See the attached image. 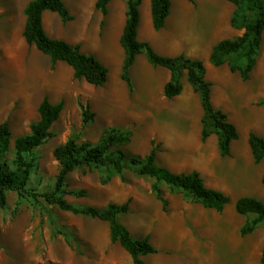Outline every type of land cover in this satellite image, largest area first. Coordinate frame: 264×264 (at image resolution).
I'll return each instance as SVG.
<instances>
[{
	"label": "rangeland",
	"instance_id": "374dc122",
	"mask_svg": "<svg viewBox=\"0 0 264 264\" xmlns=\"http://www.w3.org/2000/svg\"><path fill=\"white\" fill-rule=\"evenodd\" d=\"M29 2L0 0V124L7 121L11 127L10 159L15 139L29 133L32 123L39 120L43 99L64 102L51 128L53 136L35 149L36 166L29 189L38 193L53 191L61 168L54 150L70 137L95 144L108 127L131 130V141L114 149L143 157L157 147L158 165L176 173L198 170L207 186L230 196V203L219 212L161 183L168 201L165 208L152 188L155 178L139 175L131 168L118 173L112 166L101 165L82 166L70 172L66 189H84L86 195L63 197L75 206L99 209L130 199V209L120 215V221L134 238L148 237L158 250L142 257L145 264H264V222L243 235L241 228L255 214H240L235 207L243 196L264 201V159L257 162L249 144L251 132L264 136V34L249 79L243 80L228 62L211 72L218 83L215 106L226 109L229 120L238 121L242 133L232 144L231 154L223 156L216 133L204 140L195 128L182 136L161 127L157 109L164 106L163 100L158 92L150 96L144 82V74L154 72L157 66L144 52L131 69L133 90L122 78L125 50L120 37L127 18L125 0H112L107 14L97 8V0H64L73 19L65 22L60 16H43L50 36L79 44L82 51L96 55L109 68V79L103 86L77 79L68 63L53 64L49 55L27 43L23 32ZM142 3L144 33L151 36L156 51H169L174 34L163 37L164 34L152 33L150 0ZM171 5L170 16H196L193 31L202 33L203 24L210 29L217 20L221 39L244 32L231 25L236 7L228 0H172ZM169 29L170 23L164 30ZM226 87L255 96L254 129H248L240 116L239 100L234 95L222 97ZM87 105L95 117L85 124ZM162 133L172 140L185 138L194 147L166 148ZM41 200L34 204L29 197L8 192L6 206H0V264H134L121 244L111 241L108 221L74 214L42 197Z\"/></svg>",
	"mask_w": 264,
	"mask_h": 264
},
{
	"label": "trees",
	"instance_id": "16d2710c",
	"mask_svg": "<svg viewBox=\"0 0 264 264\" xmlns=\"http://www.w3.org/2000/svg\"><path fill=\"white\" fill-rule=\"evenodd\" d=\"M112 0H97L96 6L103 13H108ZM127 2V19L120 37V43L125 50L122 78L133 90L131 69L137 56L144 52L148 60L155 66H163L171 71V78L164 86L166 97L173 98L183 91L182 77L185 71L189 81L200 92L203 117L202 139H207L216 133L219 147L223 156L231 154L232 143L239 138L238 127L229 120L226 112L218 109L212 102V81L206 78V65L203 60L185 55L166 56L158 53L148 41H140L138 29L141 22V4L143 0H125ZM194 2V0H190ZM236 7L231 18V25L243 28L244 32L235 38L220 40L213 48L211 62L221 66L228 62L234 72H239L242 79L250 78L256 64V56L261 46L264 34V0H228ZM57 12L63 21L73 19L64 0H30L25 8L26 25L24 37L28 44L35 45L40 51L50 56L53 64L58 61L68 63L74 69L77 79H84L95 86H103L109 79V68L94 54L85 53L79 44L73 45L65 39L50 36L43 22L45 11ZM152 20L156 30L166 26L171 12V0H151ZM64 108V102H52L45 97L40 104V118L31 125L29 133L17 137L14 142L13 157L11 151L12 131L9 123L0 124V206L7 204L9 191L17 192L21 197H29L34 204L41 203V197L49 204H57L62 210L74 214L87 215L110 224V237L113 243L121 246L131 255L134 264H145L143 256L156 253L157 248L149 238H134L126 225L120 221V215L130 209V199L123 204L111 203L105 208L94 206H75L68 202L63 195L72 194L78 197L86 195V190H67L66 178L76 168L82 166H112L118 173L131 168L137 174L156 179L152 188L166 208L168 201L163 196L160 187L165 183L171 190L179 189L192 200L206 208L222 212L230 203L231 198L224 191L206 185L198 170L189 173H176L167 167L156 163L157 147H153L145 156H129L117 145L128 144L132 131L116 127L104 130L101 139L92 144L81 141L78 137H70L64 144L57 146L54 156L60 164L55 187L51 193H38L30 190L28 185L33 169L36 166L35 149L43 145L53 136L52 125L58 120ZM95 113L90 105L84 111L85 124L93 121ZM254 158L257 162L264 159V137L251 132L249 136ZM264 182V176H263ZM238 213L255 217L246 222L241 228L243 235L252 233L264 222V201L253 197L243 196L235 204ZM264 263V252L261 257Z\"/></svg>",
	"mask_w": 264,
	"mask_h": 264
},
{
	"label": "crops",
	"instance_id": "0c3cea01",
	"mask_svg": "<svg viewBox=\"0 0 264 264\" xmlns=\"http://www.w3.org/2000/svg\"><path fill=\"white\" fill-rule=\"evenodd\" d=\"M184 4L186 5V3ZM150 8H151V0H150ZM150 8H149L150 14H151L150 27H151L152 33L160 34V35L164 34L162 35L163 37L174 34L171 39L172 42H170L171 43L170 50L169 51L168 50L166 51L157 50V52L160 54L162 53V55L172 56V57L183 54L188 57L198 58V59L203 60L206 65V78L212 81L213 83L212 102L214 104V100L217 99V94H218L217 93L218 87H216L218 83L211 77V72L222 66V65L215 66L211 62V59H210L214 46L220 40H222L220 38V34H219L220 26L217 23V20L216 22H214L215 24L210 29L206 28V26L203 24L204 30L201 33V30H198V32H196V31H193V29L191 28L193 26V23L195 24L196 16H170L169 15L167 22H166V26L170 23V29L164 30V28L166 27L165 26L163 29H161L162 32L156 33L155 32L156 29L154 28L153 20H152V10ZM183 8L185 10V8L187 7H183ZM140 10H141V22H140L139 29H138V38L140 41H148L152 45V42L150 40L151 36L144 33V30L142 28V23H143L142 5L140 7ZM43 16H60V15L55 11L48 10L44 12ZM126 19L127 18H125V22L123 24V29L126 23ZM153 48L156 50L155 46H153ZM138 57L139 55L137 56V59ZM58 62H61V61H58ZM146 62L144 64L148 65V62L147 63ZM132 70H133V67H132ZM132 74H134V71H132ZM170 78H171V71L168 68L163 67V66H157L154 72L149 70L148 72L144 74L146 92L149 93L150 96H153V94L158 92L156 94L160 96V98L163 100V103H164V106L159 107L157 109L158 116L160 118L159 122L161 124V127L163 129L166 128L169 131H173L175 133L179 132L182 136L188 135L189 131L193 128H195L198 134L200 132L202 133V130L204 127L203 117L205 115V111L202 106L200 92L197 91L194 85L189 81L188 73L187 71H185L182 77V83H183L182 93L173 98H168L166 97L164 93V86L170 80ZM221 95L223 98H226V99L234 95L235 98L239 100L240 116L245 120V122H247L248 129H251V128L254 129L256 125V117L254 114L255 106L253 104L255 96H253L250 92L247 93L246 91H239V92L235 91L234 92L230 88H227V87L224 90H222ZM216 108L221 109L222 111L227 113V110L224 108H221V107H216ZM231 122H233L238 127L240 136H242L238 121L234 120ZM243 134H244V139H247L248 138L247 133L245 134V131H243ZM162 135L164 134L162 133ZM162 140L165 142L164 147L166 148L194 147L193 145L189 144V142L185 138L178 141V140L168 139V137L164 135L162 136ZM201 154L203 153L201 152Z\"/></svg>",
	"mask_w": 264,
	"mask_h": 264
}]
</instances>
